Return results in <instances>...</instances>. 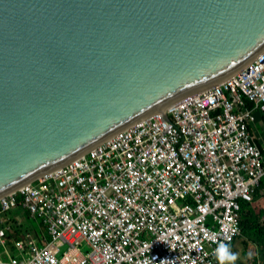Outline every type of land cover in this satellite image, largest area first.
Here are the masks:
<instances>
[{
	"label": "water",
	"instance_id": "obj_1",
	"mask_svg": "<svg viewBox=\"0 0 264 264\" xmlns=\"http://www.w3.org/2000/svg\"><path fill=\"white\" fill-rule=\"evenodd\" d=\"M264 50V0H0V197Z\"/></svg>",
	"mask_w": 264,
	"mask_h": 264
},
{
	"label": "built area",
	"instance_id": "obj_2",
	"mask_svg": "<svg viewBox=\"0 0 264 264\" xmlns=\"http://www.w3.org/2000/svg\"><path fill=\"white\" fill-rule=\"evenodd\" d=\"M260 122L264 50L220 83L0 197L5 254L13 211L47 233H22L13 239L18 256L0 264L225 262L243 235V204H253L264 177Z\"/></svg>",
	"mask_w": 264,
	"mask_h": 264
},
{
	"label": "trees",
	"instance_id": "obj_3",
	"mask_svg": "<svg viewBox=\"0 0 264 264\" xmlns=\"http://www.w3.org/2000/svg\"><path fill=\"white\" fill-rule=\"evenodd\" d=\"M263 197H264V177L262 178L259 187L256 190V193L254 195V201H257ZM260 214L263 213L260 211L257 213L256 209H254L252 204L250 203L243 204V212H242L243 235L236 241L235 245H233L231 255L227 257L225 262L219 264H237L236 262L237 260L240 259L239 257H241V254L243 255L251 247L254 249V246H252L250 243H253L255 245V242L258 248L260 249L259 250L260 255L264 257V218L262 217V215L259 216ZM241 240L243 241L242 243ZM243 245L245 246V248L247 247L248 249L247 250H245V248L243 249L242 248ZM254 250H253V255H254ZM245 256H247V259H250L248 255ZM244 264H258V262L256 261V257H254L253 259L245 262Z\"/></svg>",
	"mask_w": 264,
	"mask_h": 264
},
{
	"label": "rangeland",
	"instance_id": "obj_4",
	"mask_svg": "<svg viewBox=\"0 0 264 264\" xmlns=\"http://www.w3.org/2000/svg\"><path fill=\"white\" fill-rule=\"evenodd\" d=\"M257 132L260 136H264V127H263V124L262 122L258 123L257 125ZM262 143V141H261ZM253 207L254 209H256L257 213L260 211L262 212L263 214H260L259 216L262 215V217L264 218V197L257 200V201H254L253 202ZM14 214L17 215V219L18 221L17 222H14L12 223L11 225H13V234H15L13 237L15 238H21L20 237V233H24L25 231H28V232H33L34 234H40V235H43L44 233H46L45 231V227L42 225V222L37 220V219H34V218H28L26 217L24 211H22L21 209H17L15 211H13ZM243 241L241 240V243ZM252 246H254V249L251 247L249 248L248 251H246L243 255L241 254V257H239L240 259L237 260V264H244L245 262L253 259L254 257H256V261L258 262V264H263L264 263V257H262L259 253V248L255 242V245L253 243H250ZM245 245V244H244ZM243 245V249L245 248V246ZM65 248H63V250H65ZM248 248L246 247L245 250H247ZM83 251H86L88 250L87 246H84L82 248ZM253 250H254V255H253ZM7 251L8 253H11L12 255H14L15 257L18 256V253L16 251V249L14 248V240H11V243L7 246ZM255 252H256V255H255ZM8 253L5 254L4 253V249H1L0 248V261L2 262H8L10 261L9 257H8ZM245 255H248L250 257V259H247V256Z\"/></svg>",
	"mask_w": 264,
	"mask_h": 264
},
{
	"label": "crops",
	"instance_id": "obj_5",
	"mask_svg": "<svg viewBox=\"0 0 264 264\" xmlns=\"http://www.w3.org/2000/svg\"><path fill=\"white\" fill-rule=\"evenodd\" d=\"M23 211V210H22ZM25 213V212H24ZM25 215H26V217H28V218H31L30 216H28L26 213H25ZM17 217V215L16 214H14V212L13 213H11V214H9V215H7V219H8V221L10 222V223H14V222H17L18 221V217ZM12 227H13V225H12ZM25 232H28V231H25ZM24 232V233H25ZM22 234V232L20 233V235ZM15 235V234H14ZM13 239H17V238H13ZM12 239V240H13ZM11 243V242H10Z\"/></svg>",
	"mask_w": 264,
	"mask_h": 264
},
{
	"label": "clouds",
	"instance_id": "obj_6",
	"mask_svg": "<svg viewBox=\"0 0 264 264\" xmlns=\"http://www.w3.org/2000/svg\"><path fill=\"white\" fill-rule=\"evenodd\" d=\"M225 255H226V251H225V248L222 246V247L219 249V257H220L221 261H223Z\"/></svg>",
	"mask_w": 264,
	"mask_h": 264
},
{
	"label": "bare ground",
	"instance_id": "obj_7",
	"mask_svg": "<svg viewBox=\"0 0 264 264\" xmlns=\"http://www.w3.org/2000/svg\"><path fill=\"white\" fill-rule=\"evenodd\" d=\"M208 89V88H207ZM205 90H206V88H205ZM201 91H204V89L203 90H200V91H198V93H196V94H199V93H201ZM147 117V116H146Z\"/></svg>",
	"mask_w": 264,
	"mask_h": 264
}]
</instances>
